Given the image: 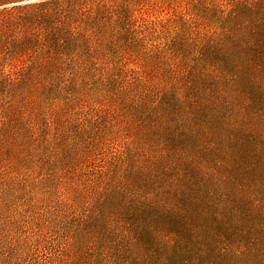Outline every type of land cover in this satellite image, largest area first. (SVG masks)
Segmentation results:
<instances>
[{
    "label": "clouds",
    "instance_id": "obj_1",
    "mask_svg": "<svg viewBox=\"0 0 264 264\" xmlns=\"http://www.w3.org/2000/svg\"><path fill=\"white\" fill-rule=\"evenodd\" d=\"M257 96L264 0H0V264H264Z\"/></svg>",
    "mask_w": 264,
    "mask_h": 264
},
{
    "label": "trees",
    "instance_id": "obj_2",
    "mask_svg": "<svg viewBox=\"0 0 264 264\" xmlns=\"http://www.w3.org/2000/svg\"><path fill=\"white\" fill-rule=\"evenodd\" d=\"M255 101L260 107H264V96L255 97ZM161 227L174 231L179 238V248L168 257L169 264H185V261L187 264H231L228 257L218 253L215 255L209 253L207 256L199 255L201 249L199 247L200 230L198 228L188 227L175 218H165L162 220ZM214 231L219 236L227 233L228 229L223 224L217 223L214 225ZM139 235L145 244L151 248L152 237L149 232L145 230ZM157 253L158 256L163 254L159 250Z\"/></svg>",
    "mask_w": 264,
    "mask_h": 264
},
{
    "label": "rangeland",
    "instance_id": "obj_3",
    "mask_svg": "<svg viewBox=\"0 0 264 264\" xmlns=\"http://www.w3.org/2000/svg\"><path fill=\"white\" fill-rule=\"evenodd\" d=\"M192 257V256H191ZM193 258V257H192Z\"/></svg>",
    "mask_w": 264,
    "mask_h": 264
}]
</instances>
